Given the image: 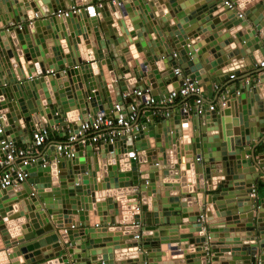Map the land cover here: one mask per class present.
I'll return each instance as SVG.
<instances>
[{"label":"water","instance_id":"1","mask_svg":"<svg viewBox=\"0 0 264 264\" xmlns=\"http://www.w3.org/2000/svg\"><path fill=\"white\" fill-rule=\"evenodd\" d=\"M83 1L89 6L81 14L29 24L23 10L46 16L74 0H0V141L23 142L28 129L20 121L31 131L44 122L65 130L74 124L77 132L88 113L108 115L118 103L145 101L133 91L150 88L146 99L166 98L186 77L226 81L240 74L243 60L264 59V0H227L233 9L225 0ZM11 16L22 25L8 27ZM178 65L182 75L175 74ZM262 85L264 74L230 87L224 111L181 109L144 124L138 116L101 155L79 144L73 157L54 146L44 150L27 167L26 182L0 190V261L264 264V199L249 196L264 176V153L256 155L264 142ZM233 111L240 134L227 149L225 118ZM216 144L221 154L207 156ZM183 165L193 191L183 185ZM66 216L78 222L59 224ZM126 230H141V240L123 239Z\"/></svg>","mask_w":264,"mask_h":264},{"label":"built area","instance_id":"2","mask_svg":"<svg viewBox=\"0 0 264 264\" xmlns=\"http://www.w3.org/2000/svg\"><path fill=\"white\" fill-rule=\"evenodd\" d=\"M225 4L230 8H235V4L230 1H225ZM81 8L73 5L65 10H60L58 13L46 14L43 16L39 13H35L33 19L28 20L29 24H32L35 20L47 21L51 16L57 17H69L70 14H81ZM243 13H239V17H243ZM13 26V24H10ZM22 23H17V26H21ZM15 26V25H14ZM9 27V26H8ZM264 68V62L260 65ZM48 74H55L54 70H49ZM176 75H182L183 71L179 68L175 69ZM32 79V78H31ZM230 79H235V75H232ZM217 87V86H216ZM204 86L197 80H192L188 77L184 79V82L179 88L174 89L169 93L168 97L159 98L157 96H151L146 99L147 95L152 93L150 88L146 90H136L130 93V95H136L138 97H144L145 101H133L127 104H116L114 109L108 114L104 113H88L86 120H80V127L77 132H74V124L70 131L69 137L65 144H58L56 150L59 153L65 152L68 157L74 156V144H79L84 150L88 147L92 148L94 154H99L100 145L104 147L107 144H113L121 135L125 133L124 129H128L132 123H134L139 116L138 109L143 103L144 105L153 106L156 104L173 105L179 99L189 96L195 97L194 105L186 104L183 107L184 112L198 114L204 111H214L217 106L206 105L203 97ZM221 107H226V102H221ZM116 113V116L112 114ZM167 116H171L170 113H166ZM3 119L0 116V121ZM51 126V125H50ZM52 127V126H51ZM68 128V127H67ZM2 123H0V134L3 133ZM49 123L42 122V125L38 126L32 133V140L30 144L22 148L18 146L15 140L7 139V137L0 141V190H5L11 187H18L22 183L27 181L28 171L27 167L36 163L37 157L42 154V149L45 147L49 140ZM94 145H99L96 148ZM251 198H257V191L253 187L252 193L249 195ZM199 222H206L205 216L199 217ZM133 225H137L133 223ZM140 225V224H139ZM135 240H141V234H135Z\"/></svg>","mask_w":264,"mask_h":264},{"label":"crops","instance_id":"3","mask_svg":"<svg viewBox=\"0 0 264 264\" xmlns=\"http://www.w3.org/2000/svg\"><path fill=\"white\" fill-rule=\"evenodd\" d=\"M73 5L77 6L78 8H81V9H84L87 6H89V4H85V2L83 0H74L73 3H70L69 2V3H67L66 6H67V8H70ZM31 15L34 16L35 15V12H33L32 10L31 11L23 10V16H25L26 18H29V20H30ZM3 18H4V16H3ZM41 21H43V20H41ZM17 22H19V21L13 20V18L11 16V22H9V24H15V26H17ZM81 22H82V24L86 25L85 19H82ZM9 27H11V25H9ZM42 28H44V27H42ZM0 29H3L2 22H0ZM87 45L88 46H91V41L90 40H89V43ZM83 47L86 48V41H83ZM234 48H236V45L235 44H232L230 47H228V49H234ZM261 58H262V56H260L258 58V60H261ZM234 62H236V60ZM262 62H264V59H262V61L259 62V63H257V64H254L253 62H251V60H247V61H244L243 60L242 61V65H240L241 66L240 74H234L235 75V79H229V80H226V81H221L217 76L213 75V77H211V79H209L208 83H205L203 81V79L197 78V80L202 81V84L204 86V90L205 91H204L203 97H204V100H205V104L207 106L208 105H215V106H217L216 109L221 110V111H224L226 107H221V102H222V99L225 97V95L228 96L227 90H230V87H234V88L236 87V89L238 90L239 89V86L242 85V84L245 85L249 81H253V82L254 81H257L258 78L261 75L263 76V74H264V73H260V70L264 69V68H262L260 66ZM233 67H234V65L232 64L231 65V69ZM178 68L181 69L180 66ZM227 69L228 68H226L224 70H227ZM181 70L184 73V70L183 69H181ZM241 79H243V80H241ZM134 81H135V79L132 80V82H134ZM232 81H235V82H232ZM178 83H179L178 81H173L172 85H170V86L176 85V88H177V86H178L177 84ZM228 83H232V84L230 86H227L225 88L226 90H224L223 92L219 93L220 89H222ZM260 90L264 94V85L261 86ZM125 99H126V97H125ZM235 101H236V103L238 105L237 100H235ZM194 102H195V97L189 96V97H186V98H181L175 104L168 105V106L167 105H163V104H156V105H153V106H148V105H144L142 103L140 105L139 109H138V112H139V116L141 117V121L144 124V123L147 122V120L152 115H155V117L157 119L156 121H158L159 118L165 117L166 113L173 114V113L178 112L179 110L183 109V107L186 104L194 105ZM125 104H127V103L125 102ZM235 110H236V108H235ZM112 114L114 116H116V113L112 112ZM231 118H234V116H231ZM232 120H234V119H232ZM20 124H21V127L22 128L28 129V132H27L26 136H28L29 139H28V137H26L23 142H19L18 143V146L19 147L24 148L28 144H30V142L32 140V133H33V131L30 130V127H29L28 124H24V122H22V121H20ZM51 126L49 124V130H50L49 131L50 132V134H49V140H48L47 144L45 145V147L42 149V153H43L44 150H46V149L48 150V149H50L53 146L56 148V146L58 144H62L63 145L65 143H67L66 140L69 137V134H70V131H71L72 127H73V124H69L68 125V128L66 130L63 129V127H62L61 124H53ZM2 127L4 129V126L3 125H2ZM180 131H181V129H180ZM233 136L234 135L232 134L231 138H233V141L231 140V138L229 140V137L228 136H227V138L224 137V140L226 141V144H227V149H228V147L231 148V149H233L234 146H235V144H236L235 140L237 139V137H235V136L233 137ZM227 140L230 142V146H229ZM97 146H99V145H94L95 148ZM100 147L101 148H100V152H99L98 155H101V151H102V148H103L101 145H100ZM220 149H221L220 148V145L219 144H216V146L212 147V150H213L212 153H207V156L208 155H210V156H216V155L221 154L220 153L221 152ZM263 153H264V142H262L257 147L256 155H262ZM186 156H189V157L192 156L191 152L190 151H186ZM203 156H205V155H203ZM262 166L264 167V165H262ZM217 181H218V178H216V177L213 178L212 179V182H213L212 184L215 185ZM205 182H206V180H205ZM184 183L186 184V187H188V189L190 191H193L194 190V186L190 185V183H191V176H190V173H188V172H187V175H186V178H185ZM258 183H260L262 185L260 191H257V189H256ZM254 188L257 191V198L256 199H258V200L264 199V176L259 175V177L256 179V183H255ZM121 194H123V193H120L119 195H117L118 198H120V197L123 196ZM194 208H197V207L194 206ZM98 217L99 216L95 212V209L90 212V221H91L90 224L92 226H95V219L98 218ZM127 217L128 218H131L129 215H127ZM70 219H73L75 222H78V217L77 216H71ZM129 221H131V219ZM11 224L14 226L15 225V221H11ZM63 232L64 231H62L61 233L63 234ZM126 232L128 233L127 236H126L127 238H125V233ZM134 234H141V236H142L143 233L141 232V230H126L124 232L123 239L131 240V237ZM120 238H122V236L121 237L119 236V239ZM103 240H107V239L104 238ZM0 241L4 242L3 241V237H2L1 234H0ZM137 241H139V240H137ZM232 245L233 244H231V245H229L227 247L228 248H232ZM225 247L226 246H221V245L218 246V248H220V249L221 248H225ZM183 258H184V255H181L178 260H181ZM9 262H10L9 259L7 261L2 260V261H0V264H8ZM167 263H170V262H167ZM23 264H25V263H23ZM48 264H56V261L49 262ZM162 264H165V263H162Z\"/></svg>","mask_w":264,"mask_h":264},{"label":"bare ground","instance_id":"4","mask_svg":"<svg viewBox=\"0 0 264 264\" xmlns=\"http://www.w3.org/2000/svg\"><path fill=\"white\" fill-rule=\"evenodd\" d=\"M38 24H39V28H41V25H40V23L38 22ZM230 117H228L229 119H227L228 120V122L226 123V118H225V127L227 126V124H229L228 125V130L236 137L238 134H240L239 132H240V126H241V120L239 119V113H237V111H233L232 112V114H230L229 115ZM231 116H234V118H231ZM232 119H234V120H232ZM232 136V135H231ZM231 136L229 135V140H230V138H231ZM231 140L233 141V138H231ZM187 169H186V167H185V165L182 167V174H183V178H182V181H183V185H186L185 183H184V181H185V178H186V173H187V171H186ZM190 173V172H189ZM186 174V175H185ZM188 181V180H187ZM193 186V185H192ZM106 194V192H104V193H98V195H97V202H99V204L101 203V202H103L104 201V195ZM99 204L98 203H95V206H94V209H95V207L97 208L98 206H99ZM105 214V213H104ZM104 217H106L105 215H104ZM69 220H71L70 219V216H66L63 220H61L60 222H59V224L61 223V224H66ZM74 222V221H73ZM127 232L125 233V238H127L126 236H127ZM106 239L107 240H109V241H111V239L112 238H108V237H106ZM106 240V241H107ZM106 256V255H105Z\"/></svg>","mask_w":264,"mask_h":264},{"label":"trees","instance_id":"5","mask_svg":"<svg viewBox=\"0 0 264 264\" xmlns=\"http://www.w3.org/2000/svg\"><path fill=\"white\" fill-rule=\"evenodd\" d=\"M261 187H262V185L260 183H258L257 188H256L257 191H260Z\"/></svg>","mask_w":264,"mask_h":264},{"label":"rangeland","instance_id":"6","mask_svg":"<svg viewBox=\"0 0 264 264\" xmlns=\"http://www.w3.org/2000/svg\"><path fill=\"white\" fill-rule=\"evenodd\" d=\"M253 207H257L258 208L257 204L253 205Z\"/></svg>","mask_w":264,"mask_h":264}]
</instances>
